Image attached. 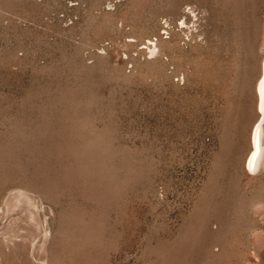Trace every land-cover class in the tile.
Masks as SVG:
<instances>
[{
  "label": "rangeland",
  "instance_id": "rangeland-1",
  "mask_svg": "<svg viewBox=\"0 0 264 264\" xmlns=\"http://www.w3.org/2000/svg\"><path fill=\"white\" fill-rule=\"evenodd\" d=\"M263 62L264 0H0V264H264Z\"/></svg>",
  "mask_w": 264,
  "mask_h": 264
},
{
  "label": "bare ground",
  "instance_id": "bare-ground-1",
  "mask_svg": "<svg viewBox=\"0 0 264 264\" xmlns=\"http://www.w3.org/2000/svg\"><path fill=\"white\" fill-rule=\"evenodd\" d=\"M149 47H150V54L154 53L155 55V51L157 52L155 44L153 45V47L152 46ZM259 79H260L259 83L257 84L259 114L253 127L252 145L250 147L246 160L247 168L252 171L258 169L261 162L264 161L263 160L264 159V62H263L261 76Z\"/></svg>",
  "mask_w": 264,
  "mask_h": 264
}]
</instances>
